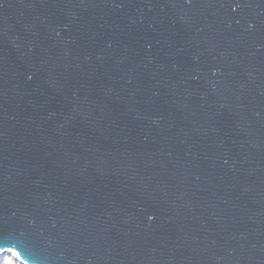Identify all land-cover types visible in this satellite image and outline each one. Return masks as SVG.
<instances>
[{"label": "water", "instance_id": "95a60500", "mask_svg": "<svg viewBox=\"0 0 264 264\" xmlns=\"http://www.w3.org/2000/svg\"><path fill=\"white\" fill-rule=\"evenodd\" d=\"M264 264V0H0V256Z\"/></svg>", "mask_w": 264, "mask_h": 264}, {"label": "rangeland", "instance_id": "374dc122", "mask_svg": "<svg viewBox=\"0 0 264 264\" xmlns=\"http://www.w3.org/2000/svg\"><path fill=\"white\" fill-rule=\"evenodd\" d=\"M0 257L3 259V257H5V256H0ZM3 261H5L7 264H20L14 258H11V260L10 259H6V260H3Z\"/></svg>", "mask_w": 264, "mask_h": 264}, {"label": "trees", "instance_id": "16d2710c", "mask_svg": "<svg viewBox=\"0 0 264 264\" xmlns=\"http://www.w3.org/2000/svg\"><path fill=\"white\" fill-rule=\"evenodd\" d=\"M0 258H1V257H0ZM11 258H13V257L6 255L5 257H3V259H2V258L0 259V264H7V263H6L5 261H3V260H6V259H10V260H11Z\"/></svg>", "mask_w": 264, "mask_h": 264}]
</instances>
